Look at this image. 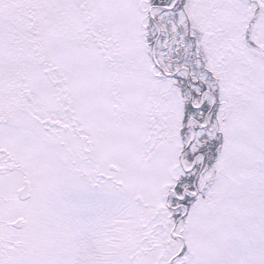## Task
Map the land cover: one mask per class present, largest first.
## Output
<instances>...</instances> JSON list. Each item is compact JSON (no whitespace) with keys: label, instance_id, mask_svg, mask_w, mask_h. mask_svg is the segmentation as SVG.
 I'll list each match as a JSON object with an SVG mask.
<instances>
[{"label":"snow or ice","instance_id":"obj_1","mask_svg":"<svg viewBox=\"0 0 264 264\" xmlns=\"http://www.w3.org/2000/svg\"><path fill=\"white\" fill-rule=\"evenodd\" d=\"M0 264H264V0H0Z\"/></svg>","mask_w":264,"mask_h":264}]
</instances>
